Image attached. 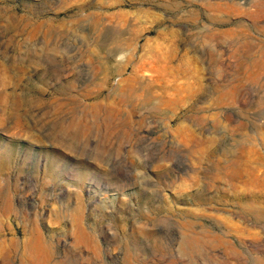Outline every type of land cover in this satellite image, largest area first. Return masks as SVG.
<instances>
[{"label": "rangeland", "instance_id": "374dc122", "mask_svg": "<svg viewBox=\"0 0 264 264\" xmlns=\"http://www.w3.org/2000/svg\"><path fill=\"white\" fill-rule=\"evenodd\" d=\"M263 215L264 0H0V264H264Z\"/></svg>", "mask_w": 264, "mask_h": 264}, {"label": "bare ground", "instance_id": "6f19581e", "mask_svg": "<svg viewBox=\"0 0 264 264\" xmlns=\"http://www.w3.org/2000/svg\"><path fill=\"white\" fill-rule=\"evenodd\" d=\"M255 213V212H254ZM262 214V213H261ZM257 215V214H256ZM264 216V215H263ZM258 217V216H257ZM260 217V216H259ZM258 219V218H257Z\"/></svg>", "mask_w": 264, "mask_h": 264}]
</instances>
